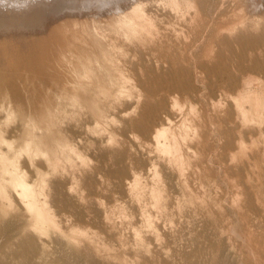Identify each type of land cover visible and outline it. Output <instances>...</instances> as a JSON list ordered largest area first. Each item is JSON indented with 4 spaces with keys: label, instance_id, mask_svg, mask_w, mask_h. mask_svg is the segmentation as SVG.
<instances>
[{
    "label": "rangeland",
    "instance_id": "374dc122",
    "mask_svg": "<svg viewBox=\"0 0 264 264\" xmlns=\"http://www.w3.org/2000/svg\"><path fill=\"white\" fill-rule=\"evenodd\" d=\"M135 1L134 29L116 12L78 28L103 49L68 83L85 100L45 78L41 126L0 113L44 211L38 220L0 175V264H264V43H251L264 11L258 0ZM20 233L33 243L9 241Z\"/></svg>",
    "mask_w": 264,
    "mask_h": 264
},
{
    "label": "bare ground",
    "instance_id": "6f19581e",
    "mask_svg": "<svg viewBox=\"0 0 264 264\" xmlns=\"http://www.w3.org/2000/svg\"><path fill=\"white\" fill-rule=\"evenodd\" d=\"M170 1L175 3L176 0ZM249 1L254 4V0ZM137 7L135 0H0V113L8 116L17 112L25 131L35 130L38 124L41 126L44 114L49 116L52 103L48 101L52 96L43 87L45 78L50 81L49 90L53 94L54 89L60 87L71 97L85 100L86 93L74 86L68 87V83L74 80L73 74L85 70L88 54L101 57L103 49L100 43L88 46L82 42L78 28L82 26V30L84 27L90 33L89 29L94 30V16L104 12L108 18L116 12L122 27L134 29ZM254 7L264 11V0H258ZM252 34L258 36L251 42L253 45L264 43L262 29ZM163 136L157 131L154 139L158 143ZM13 150L11 143L0 138V175L8 177L9 185L28 201L29 209L38 215V220H43L44 211L37 206L32 189L27 188L16 173L17 154ZM157 191L151 193L156 203L162 195L159 197ZM33 230L44 231L54 240L57 238L52 230L40 229L39 225ZM8 232L9 226L5 235ZM12 236L15 237L9 241L22 240L23 245L33 243L25 238L28 234ZM28 255L31 254L21 253L22 258Z\"/></svg>",
    "mask_w": 264,
    "mask_h": 264
}]
</instances>
